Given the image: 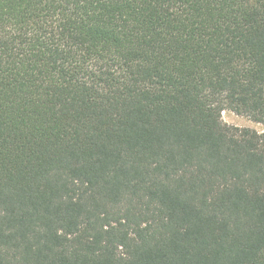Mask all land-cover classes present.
Instances as JSON below:
<instances>
[{
  "label": "trees",
  "instance_id": "trees-1",
  "mask_svg": "<svg viewBox=\"0 0 264 264\" xmlns=\"http://www.w3.org/2000/svg\"><path fill=\"white\" fill-rule=\"evenodd\" d=\"M264 0H0V264H264Z\"/></svg>",
  "mask_w": 264,
  "mask_h": 264
},
{
  "label": "rangeland",
  "instance_id": "rangeland-1",
  "mask_svg": "<svg viewBox=\"0 0 264 264\" xmlns=\"http://www.w3.org/2000/svg\"><path fill=\"white\" fill-rule=\"evenodd\" d=\"M221 118L223 123L229 127L249 128L257 133H264V125L256 123L248 117L234 114L231 111H223Z\"/></svg>",
  "mask_w": 264,
  "mask_h": 264
}]
</instances>
